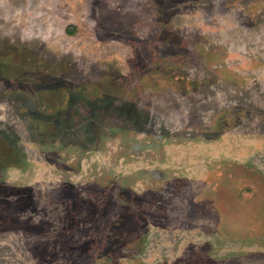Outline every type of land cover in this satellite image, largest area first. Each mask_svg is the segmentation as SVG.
I'll use <instances>...</instances> for the list:
<instances>
[{"label": "rangeland", "instance_id": "1", "mask_svg": "<svg viewBox=\"0 0 264 264\" xmlns=\"http://www.w3.org/2000/svg\"><path fill=\"white\" fill-rule=\"evenodd\" d=\"M0 264H264V0H0Z\"/></svg>", "mask_w": 264, "mask_h": 264}]
</instances>
